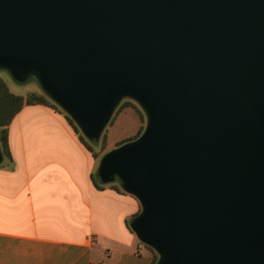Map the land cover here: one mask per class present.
Masks as SVG:
<instances>
[{"label":"water","instance_id":"obj_1","mask_svg":"<svg viewBox=\"0 0 264 264\" xmlns=\"http://www.w3.org/2000/svg\"><path fill=\"white\" fill-rule=\"evenodd\" d=\"M0 70L90 140L142 108L96 173L138 198L157 264H264V0H0Z\"/></svg>","mask_w":264,"mask_h":264},{"label":"crops","instance_id":"obj_2","mask_svg":"<svg viewBox=\"0 0 264 264\" xmlns=\"http://www.w3.org/2000/svg\"><path fill=\"white\" fill-rule=\"evenodd\" d=\"M0 165V264H153L131 226L140 201L116 183H95L101 160L66 113L26 104Z\"/></svg>","mask_w":264,"mask_h":264},{"label":"rangeland","instance_id":"obj_3","mask_svg":"<svg viewBox=\"0 0 264 264\" xmlns=\"http://www.w3.org/2000/svg\"><path fill=\"white\" fill-rule=\"evenodd\" d=\"M0 77L8 83L11 90L15 93L27 95L30 92L42 91L35 77L19 80L7 70H0ZM123 101L127 102L126 105L115 114L113 120L108 123L98 140H90L82 132L92 144L97 157L101 156L102 158L107 152L136 139V136L145 129L147 119L142 108L132 99L126 98ZM0 150L3 154V160L0 162L1 165L8 160L6 153L3 151L1 141ZM110 183L121 185L118 178Z\"/></svg>","mask_w":264,"mask_h":264},{"label":"trees","instance_id":"obj_4","mask_svg":"<svg viewBox=\"0 0 264 264\" xmlns=\"http://www.w3.org/2000/svg\"><path fill=\"white\" fill-rule=\"evenodd\" d=\"M34 103L52 104L58 107L59 109H61L42 91L30 92L27 95L13 92L9 87L8 83L2 77H0V141L2 143L3 151L6 153L7 156H10L9 131H10L11 122L13 121L17 113L26 104H34ZM126 103H127L126 101H122L119 107L117 108L115 114L118 111H120L126 105ZM115 114L113 115V117L115 116ZM113 117L111 120H113ZM67 118L71 123V125L74 127V129L79 133L81 141L87 146L89 150L92 151L93 155L97 157V153L95 152L92 144L90 143L88 138L83 135L81 129L76 124V122L69 115H67ZM141 133L142 132H140V134ZM140 134H138V136ZM93 179L95 183H97V186L99 185V183H104V181L98 177L97 173L93 175ZM154 251H155V260L153 264H157L160 255L156 250Z\"/></svg>","mask_w":264,"mask_h":264}]
</instances>
